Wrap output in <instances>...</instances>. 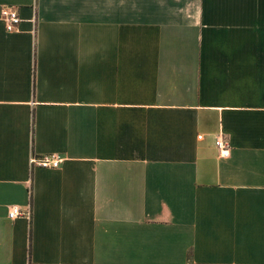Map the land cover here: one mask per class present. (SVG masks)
<instances>
[{
	"label": "crops",
	"instance_id": "obj_1",
	"mask_svg": "<svg viewBox=\"0 0 264 264\" xmlns=\"http://www.w3.org/2000/svg\"><path fill=\"white\" fill-rule=\"evenodd\" d=\"M0 264H264V0H0Z\"/></svg>",
	"mask_w": 264,
	"mask_h": 264
},
{
	"label": "built area",
	"instance_id": "obj_2",
	"mask_svg": "<svg viewBox=\"0 0 264 264\" xmlns=\"http://www.w3.org/2000/svg\"><path fill=\"white\" fill-rule=\"evenodd\" d=\"M2 17L5 21L8 31L17 30L22 18L16 9H4L2 10ZM220 156L228 157L231 153V143L224 140L223 138H218L215 142ZM32 164L38 165L44 168H58L61 165L62 159L54 153L46 154L40 157H32ZM27 213L22 212L18 206H13L9 212V217L14 219L19 216H27Z\"/></svg>",
	"mask_w": 264,
	"mask_h": 264
}]
</instances>
